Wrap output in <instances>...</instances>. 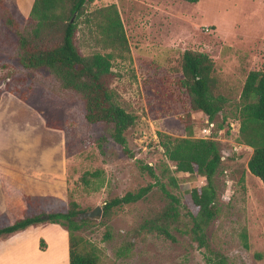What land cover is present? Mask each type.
Masks as SVG:
<instances>
[{
    "label": "rangeland",
    "instance_id": "374dc122",
    "mask_svg": "<svg viewBox=\"0 0 264 264\" xmlns=\"http://www.w3.org/2000/svg\"><path fill=\"white\" fill-rule=\"evenodd\" d=\"M5 1L24 29L28 15L21 16L11 0ZM112 4L119 11L129 54L113 58L115 78L110 89L119 105L135 117L125 133L133 159L114 143L108 127L86 122L82 101L75 93L64 90L47 71L31 72L19 64L15 36L0 16V146L4 150L7 139L12 161L22 157L25 166L22 174L6 177L24 202L0 219V226L21 216L66 212L71 201L80 211L103 207L110 199L153 184L136 161L155 167L159 173V167L167 163L160 147L163 135L171 139L214 138L223 159L214 180L217 216L205 229L209 249L220 252L231 264H264V185L247 169L252 149L238 142L245 79L251 71H264V0H199L196 4L182 0H91L86 9ZM84 19L79 21L76 36L80 53H109L98 30ZM186 50L204 53L213 61V93L227 101L213 123L191 110L181 86L180 62ZM20 97L24 103L3 100L18 101ZM20 104L28 105L44 123L62 128L60 173L49 172L57 163L58 139L50 140L51 128H43L37 114ZM168 163L173 172L174 166ZM93 172L98 175L89 174ZM173 176L176 188L162 179L164 189L179 200L178 219L167 228L172 239L141 228L169 207L167 193L155 186L140 201L113 209L99 221L89 220L74 233L96 249L98 264H206V249L199 247L191 234L188 217V193L204 181L196 174L173 172ZM38 225L45 245L40 249L39 241L33 244L37 231L30 228L23 245L28 255L27 260L23 256V264H68L67 230L59 224ZM12 235L8 237L15 238ZM127 246V255L118 257L117 252ZM34 247L37 249L31 251Z\"/></svg>",
    "mask_w": 264,
    "mask_h": 264
},
{
    "label": "trees",
    "instance_id": "16d2710c",
    "mask_svg": "<svg viewBox=\"0 0 264 264\" xmlns=\"http://www.w3.org/2000/svg\"><path fill=\"white\" fill-rule=\"evenodd\" d=\"M91 0H34L28 15V24L21 29L13 16L10 6L0 0V16L5 25L13 32L17 47L19 64L26 70L35 72L45 70L60 83L64 90L75 93L82 101L84 118L88 124L104 125L109 128L110 136L128 158L133 159L125 137L126 131L135 123V117L127 113L117 102L110 85L115 78L112 70L113 58L123 59L129 54V46L119 11L115 4L92 11L86 9ZM196 4L199 0H182ZM98 30L100 42L107 54L94 53L83 56L76 44L79 21ZM72 20V22H71ZM181 86L185 90L192 111H199L213 123L223 110L226 99L213 93L215 79L212 77L213 61L204 53L184 51L180 62ZM1 99V93H0ZM21 101H25L20 97ZM241 119L238 128V142L251 148L252 154L247 162L251 175L264 185V71L248 73L240 95ZM47 128L62 130L58 125L45 122ZM167 163L157 169L140 161L138 167L147 173L154 183L136 192H126L105 202L103 217H108L113 209L134 204L143 199L155 186H160L170 198L169 207L160 215L141 225L142 229L157 231L167 237L169 224L178 219L179 200L164 189L167 180L169 187H177L175 173L196 174L204 181L188 193L190 210V232L199 247H205L206 264H231L220 252L212 251L205 236V229L217 216V190L215 175L222 162L220 144L214 138L171 139L165 135L160 140ZM174 166V171L170 169ZM22 174L21 168L0 163V177L7 209L22 207L24 200L18 189L7 184L6 174ZM95 177L98 172L89 173ZM86 184L87 180L83 179ZM28 194V190L24 189ZM175 205V206H174ZM78 205L71 201L66 212H53L34 216H21L10 225L0 226V236L13 234L30 226L42 223L59 224L68 234V264H98L96 249L74 235L89 220L76 221ZM46 215V216H45ZM45 243L39 241L40 249ZM128 246L117 252L125 257Z\"/></svg>",
    "mask_w": 264,
    "mask_h": 264
},
{
    "label": "crops",
    "instance_id": "0c3cea01",
    "mask_svg": "<svg viewBox=\"0 0 264 264\" xmlns=\"http://www.w3.org/2000/svg\"><path fill=\"white\" fill-rule=\"evenodd\" d=\"M11 1L14 3L17 11L20 13L21 16H24V15L27 16V15H29V12L31 10V7H32V4H33L34 0H11ZM8 99L3 98V100L7 101V102H5L7 104H9L10 100H15L16 102L21 101V100L17 101L16 99H13V98H8ZM22 103H24V102H22ZM3 105H5V104H3ZM20 105H23L24 107H27V108L31 109L26 104L25 105L24 104H20ZM8 106L9 105H7V107ZM31 110H33V109H31ZM35 114H37V113L35 112ZM37 116H38V114H37ZM38 117L40 118V116H38ZM42 124H43L42 125L43 128L46 129L47 127H45V123H44L43 120H42ZM49 138H50V140H52V138L58 139V142H59V148H58L59 149L58 150L59 153H58V156L56 157L57 163H56L54 169L53 168L49 169V172L57 174L58 172L59 173L61 172L62 160H63V156H64V146H63L62 140H61L62 139L61 138V132L59 130H57V129H50ZM10 146H11V149H12V145H10ZM54 146L55 145H52V148ZM8 147H9V142L6 139L4 141V150H2V148L0 146V163H2L4 165L19 167V168L25 167L24 164L21 163L22 157H19L16 160L18 162L15 161V163H16V165H15V163L12 161V159H13L12 158V151L9 150ZM8 175H10V174L9 173L6 174L5 177H7ZM11 209H13V208H11ZM11 209L8 210L7 207H6L5 198H4V194H3L2 183H1V177H0V219H3L4 217H6L7 213H9V211ZM49 227H47V228H49ZM30 228H33V232L37 231L36 232L37 233L36 241L33 243L34 245H37L38 241H40L41 238L43 237V236H39L40 235V231H39L40 225L30 226L29 228H26L27 231L24 229V230H21V231L13 233L15 235L9 234V235L0 236V264H23V256H26V260H27L28 255H26L24 253L23 245L25 243H27L26 240L28 239V235H29L28 231H29ZM43 228H44V226H43ZM20 233H23V234H20ZM17 234H19V235H17ZM10 235L15 236V238L14 237H8ZM64 244H66V256H67V260H68V234H67V239L64 241ZM36 247H34V249L31 250V251H35L37 249ZM18 254H20V259L17 258ZM27 254H28V251H27Z\"/></svg>",
    "mask_w": 264,
    "mask_h": 264
},
{
    "label": "water",
    "instance_id": "95a60500",
    "mask_svg": "<svg viewBox=\"0 0 264 264\" xmlns=\"http://www.w3.org/2000/svg\"><path fill=\"white\" fill-rule=\"evenodd\" d=\"M72 22V20H71ZM102 217V207L100 205L95 206L91 210L81 212L76 217V221L80 222L81 220H92L99 221Z\"/></svg>",
    "mask_w": 264,
    "mask_h": 264
}]
</instances>
